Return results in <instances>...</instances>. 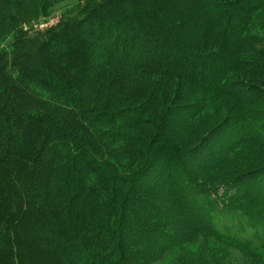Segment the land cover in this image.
Listing matches in <instances>:
<instances>
[{
  "label": "trees",
  "instance_id": "obj_1",
  "mask_svg": "<svg viewBox=\"0 0 264 264\" xmlns=\"http://www.w3.org/2000/svg\"><path fill=\"white\" fill-rule=\"evenodd\" d=\"M64 1L0 0V264H264V0Z\"/></svg>",
  "mask_w": 264,
  "mask_h": 264
},
{
  "label": "rangeland",
  "instance_id": "obj_2",
  "mask_svg": "<svg viewBox=\"0 0 264 264\" xmlns=\"http://www.w3.org/2000/svg\"><path fill=\"white\" fill-rule=\"evenodd\" d=\"M78 0H66L64 1L62 4H60L58 7H57V12L55 14V17L52 18L50 20V24H52L53 22H55L57 20V16L59 15V13L65 9H69L70 7H72L75 3H77ZM218 141V139H212L210 140V143H208V146L209 148H213L215 146V143ZM205 146V147H206ZM205 149L206 148H202L201 150H199L198 154L197 155H194L193 157H190L188 158V160H186L185 162V167H183L184 169L183 170H189L193 167H195L196 165H201V164H204L203 160H202V155L205 154ZM155 175V174H154ZM252 178L248 181L250 183V190L253 192V193H258L257 191L258 190H264V186L262 183H254L252 186H251V183H252ZM226 203L228 204H231V205H234V206H237V202L235 200H226L225 201V205ZM264 208V201L260 207V211H262ZM221 246H224V247H227V244H221ZM232 251L234 252H238L236 248H231Z\"/></svg>",
  "mask_w": 264,
  "mask_h": 264
}]
</instances>
